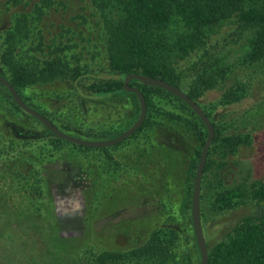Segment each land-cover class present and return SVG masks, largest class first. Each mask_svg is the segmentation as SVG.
Returning <instances> with one entry per match:
<instances>
[{"label": "rangeland", "instance_id": "rangeland-1", "mask_svg": "<svg viewBox=\"0 0 264 264\" xmlns=\"http://www.w3.org/2000/svg\"><path fill=\"white\" fill-rule=\"evenodd\" d=\"M60 1L69 8H48L43 17L52 33H57L60 25L74 26L71 19L82 11L77 0ZM0 10L1 33L9 19ZM184 29L172 23L158 32L167 44L165 55L171 53L167 61L178 70L196 60L197 48L189 50L182 41ZM242 36L234 26H224L207 45L224 46L225 53L241 58L247 48L242 45ZM189 53L192 56L187 57ZM260 74L264 70L252 74L247 98L218 110L219 114L239 117L244 142L224 165L216 168L211 164L203 188L201 184L206 244L219 242L230 223L229 211L220 207L224 205L220 194L234 203L250 199L253 190L264 189V84L258 82ZM68 91L65 83L36 86L25 90L23 99L43 116L55 114L56 124L44 117L63 133L82 140L111 139L138 119L139 106L131 95L108 100L88 97L82 99L80 109L74 98L61 103L53 98L55 93ZM219 94L209 90L204 99L213 101ZM68 116L74 119L71 124L62 121ZM76 121L93 128L97 135L75 131L72 124ZM136 137L104 149L76 148L16 109L0 85V264H87L89 257L104 258L108 253L142 246L166 224L183 232L177 248L180 257L186 248L195 256L191 211L183 209V198L191 201L192 194L182 189L194 151L192 136H184L180 127H165ZM161 147L168 150L171 160L161 157ZM221 150L217 148L219 157L212 156L216 162L222 157ZM26 183L32 186L28 191L22 189ZM187 234L188 241L184 239ZM199 263L200 259L194 258L193 264ZM173 264L184 262L177 256Z\"/></svg>", "mask_w": 264, "mask_h": 264}, {"label": "trees", "instance_id": "trees-1", "mask_svg": "<svg viewBox=\"0 0 264 264\" xmlns=\"http://www.w3.org/2000/svg\"><path fill=\"white\" fill-rule=\"evenodd\" d=\"M77 1L82 11L71 19L74 26L60 25L57 33H52L43 21L47 9L68 7V3L3 0L0 9L9 20L0 33V73L23 101V93L28 88L65 83L69 91L55 93L53 98L59 103L74 98L73 102L80 103V109L84 106L82 99L88 97L108 100L131 95L139 106L136 95L123 88L124 78L130 74L162 80L181 89L201 107L214 128L202 176L203 188L211 164L217 165L216 168L224 165L244 142L239 117L219 114L218 110L247 98L253 83L250 81L252 74L264 70V0ZM172 23L185 28L182 41L189 50L197 48L196 60L184 70H178L167 61L171 53L165 55L169 52L165 49L167 44L159 37L158 32ZM224 26H234L240 36L244 33L242 45L247 48L241 58L232 56L229 51L225 53L224 46L207 45L210 37ZM183 51L187 53L188 50ZM190 56L189 53L187 57ZM189 77L191 81H187ZM258 82L264 84V74H260ZM129 86L139 89L146 103L145 120L131 138L141 134L149 136V132L165 127L171 130L180 127L184 136H192L194 151L182 180L183 191L192 194L196 167L207 137L204 124L188 105L165 90L144 86L137 80H132ZM2 87L13 106L21 111L8 90ZM183 87L188 90L184 91ZM209 90H217L220 94L213 101L204 99ZM55 117L54 114L47 118L56 124ZM73 120L68 116L62 121L70 123ZM83 124L76 121L72 125L83 135H97L93 128ZM219 147L222 157L216 162L212 156L217 154ZM160 150L162 158L171 160L167 149L161 147ZM31 187L29 183L22 185L25 191ZM251 193L247 201L234 203L220 194L224 204L220 207L229 211L230 220L234 219L229 220L219 242L207 244V264H264V189ZM190 202L183 198L184 211H191ZM190 221L192 223L191 218ZM180 235H183L182 230L166 224L142 246L108 253L104 258L89 257L87 264H173L177 256L184 264H193L194 258L200 259L198 248L195 246V256L186 248L180 257L177 251ZM188 235L184 237L186 241Z\"/></svg>", "mask_w": 264, "mask_h": 264}, {"label": "water", "instance_id": "water-1", "mask_svg": "<svg viewBox=\"0 0 264 264\" xmlns=\"http://www.w3.org/2000/svg\"><path fill=\"white\" fill-rule=\"evenodd\" d=\"M132 80L139 81L144 86L161 88L173 95L174 97L183 101L186 105H188L193 112L200 118L202 123L204 124L207 130V137L205 143L203 145L200 158L196 167L192 195H191V220H192V228L196 241V245L200 255V263L199 264H207L208 263V248L203 234V227L201 222V214H200V194H201V184H202V176L204 172L205 163L207 160V154L211 143L214 138V128L212 122L205 115L201 107L191 98L187 96L181 89L165 82L162 80L146 77L139 74H130L126 75L123 81V88L125 92L133 93L136 95L138 103H139V116L138 119L125 131L120 133L119 135L108 139V140H82L76 137L69 136L62 131H60L52 122H50L46 117L37 112L36 110L29 107L16 92L14 87L3 77L0 75V85L4 86L14 103L25 113L36 119L40 124H42L52 135L57 138L67 141L71 144H75L78 146H82L85 148H93V149H103L109 148L115 145H118L132 136L143 124L146 117V103L145 98L142 92L135 88L129 86V83Z\"/></svg>", "mask_w": 264, "mask_h": 264}]
</instances>
